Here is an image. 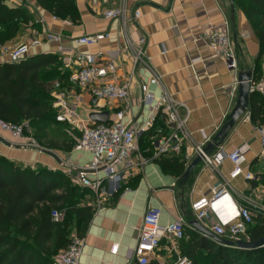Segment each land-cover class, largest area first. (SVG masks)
Returning <instances> with one entry per match:
<instances>
[{"label": "crops", "instance_id": "crops-1", "mask_svg": "<svg viewBox=\"0 0 264 264\" xmlns=\"http://www.w3.org/2000/svg\"><path fill=\"white\" fill-rule=\"evenodd\" d=\"M75 1L80 15L78 24L53 18L40 9L34 0H21L18 7L27 8L35 26L26 27L21 34L2 47L14 48L33 38L35 33L49 32L61 35V42L44 43L31 49L28 57L48 53L58 55L69 77L73 68L64 64V58L69 51L97 56L100 54V61L114 62L117 68V82L129 83L130 107L124 114L123 123L129 124L137 132L146 125L150 113L149 106L140 102V86L145 85L154 96L152 105L164 95L178 104V113L187 119L186 129L194 142L201 143L203 135L212 141L235 105L238 88L235 80L238 73L249 70L255 76L258 41L243 12L234 6L232 17L228 0ZM5 4L11 7L7 0ZM120 7L124 9V26L118 19L104 18L106 10ZM135 10L140 13L137 19H133ZM224 19H229L231 24L230 38L236 54L237 71L227 69L226 64L214 57L208 44L202 39L206 30L220 25ZM101 33L108 34V37L96 45L88 46L77 41L81 37ZM140 38L145 39L141 48L143 62L135 65L133 52L125 48V42L128 40L133 48H136ZM59 47L63 54L58 52ZM259 76L260 73L255 77ZM55 83L60 84V92L75 108L79 119L86 121L91 114L88 90H81L69 84L68 79ZM116 106V103L112 102L100 112L109 113V109ZM109 116L113 117V113L110 112ZM155 126L162 128L167 135L170 133L160 117L157 118ZM58 127L63 131L61 144L64 146L58 147L54 143V147H44L42 152L10 148L5 144V140L11 141V137L0 133V156L21 167L30 164L35 168L61 171L64 174L71 170L73 172L69 177L76 185L75 171L70 165H86L90 162L91 155L74 150L77 134L79 136L77 128L62 123H59ZM150 133L151 131L140 133L137 137L138 151L147 160L146 163L130 171L129 177L120 184L119 192L102 199L101 206L97 208L95 196L88 191L85 202L91 206L92 216L85 231L80 235L84 247L78 264H136L128 261V250L136 245L142 217L148 204L161 209L162 226L178 216H182L187 226H191L192 222L196 221L190 209L191 204L202 197H210L212 192L219 188V178L209 169L201 172L204 167L200 163L198 166L202 169L196 166L183 184L180 176L163 172L157 164L158 160H151L152 151H147L150 147ZM244 148L246 151L243 166L246 171L253 173V169L262 164L256 159L260 150V138L253 129L248 112L210 153L225 155ZM172 157L180 158H164ZM188 166H184V171ZM231 168V164L225 160L220 171L227 177ZM257 181L255 186L241 177L232 181L235 185L233 187L231 184L235 190L234 196L239 203V193L247 192L250 188H261L264 191L263 185L258 184V179ZM234 204L226 200L217 204L212 210L214 220L225 225L230 224L236 216ZM113 244L119 245L116 255L110 253ZM161 244L160 252L156 257H152L150 262L165 264L164 255H181L179 242L172 251L165 250L167 241H162Z\"/></svg>", "mask_w": 264, "mask_h": 264}, {"label": "built area", "instance_id": "built-area-1", "mask_svg": "<svg viewBox=\"0 0 264 264\" xmlns=\"http://www.w3.org/2000/svg\"><path fill=\"white\" fill-rule=\"evenodd\" d=\"M6 1V0H5ZM12 8H16L21 0H7ZM140 17L138 10L133 12V19ZM104 18L108 20H120L122 26L125 24L123 7L109 9L104 12ZM124 28V27H123ZM231 24L229 19L215 27H211L203 34L202 39L208 44L214 57L219 58L230 71H237V59L233 43L230 38ZM108 34L101 33L93 36H84L77 41L79 44L88 46L96 45L105 40ZM61 42V35L53 33H35L34 37L14 48H0L1 63H19L29 56L31 49L40 47L44 43ZM144 38H140L137 47L133 48L130 42H125V48L133 52L134 64L142 61V46ZM59 53L63 50L59 47ZM7 57V59H4ZM100 54H82L69 51L64 58L66 67H72L68 77L71 85L81 90H88L90 95L89 106L95 112H100L110 106L112 102L116 107L109 109L113 117L108 113L106 124H96L89 118L80 120L75 108L68 102L65 95L60 92V84L53 86V109L55 120L58 123L66 124L77 128L80 137L76 140L74 150L90 153V162L83 166L70 165L75 171L74 182L81 189H86L95 196V206L99 208L102 199L119 192L120 184L123 183L134 167L143 166L145 160L137 148V137L140 133L151 131L149 136V149L152 151L151 160H159L165 156H179L184 166L190 165L197 157L200 164L209 169L211 173L219 178L220 186L212 192L210 197H202L191 204V212L196 221L214 236L229 241L236 246L237 242L250 243L247 233L248 227L254 223L257 217H264V191L260 188H250L249 191L239 193L238 199L234 196V189L231 182L241 177L245 182H256L257 177L250 170H245L244 155L246 148L237 149L231 153L212 155L207 150L211 139L203 135V141L196 143L186 129L187 119L182 118L178 113V104H175L167 95L154 100L153 94L147 86L141 85L142 105L149 106V117L146 125L139 132L135 131L129 124L123 123L125 112L129 109V83L119 84L117 82V68L114 62H103L98 59ZM197 61V60H196ZM237 86V78L235 80ZM250 92L264 95V68L258 78L252 75L249 81ZM59 91V93L57 92ZM160 117L170 130L165 134L162 128H157L155 123ZM228 119V118H227ZM226 119V121H227ZM254 131L260 138V150L257 160L264 164V124L253 126ZM0 133L7 134L11 141L5 140L10 148L20 150L42 152L43 148L33 136L28 123L13 124L0 119ZM139 153V154H138ZM136 158V160H134ZM227 160L232 168L224 177L220 171L223 162ZM26 167L35 169L27 164ZM73 171L67 170L70 176ZM127 190V189H126ZM223 200L235 203L236 216L230 224L218 223L212 216V210ZM236 201V202H235ZM51 220L54 223H61L64 220V213L52 211ZM161 209L147 205L139 228L138 240L134 248L128 250V261L136 264H149L152 257H156L161 250V242L167 241L166 251H172L175 244L185 237L187 226L182 216H178L172 222L162 226L160 224ZM84 247L83 239L73 234L69 244L60 250L53 258V264H78ZM118 244H113L110 253L116 255ZM264 248V244L262 245ZM173 264H194L189 258L177 255Z\"/></svg>", "mask_w": 264, "mask_h": 264}, {"label": "trees", "instance_id": "trees-1", "mask_svg": "<svg viewBox=\"0 0 264 264\" xmlns=\"http://www.w3.org/2000/svg\"><path fill=\"white\" fill-rule=\"evenodd\" d=\"M34 1L55 19L80 22L75 0ZM233 4L243 12L258 41L256 76L264 68V0H233ZM32 19L24 6L12 8L0 0V46L15 39L26 27L35 26ZM62 64L58 55L50 53L27 57L16 64H0V119L28 123L35 139L46 147L55 146L50 135L59 124L55 120L52 86L68 79ZM248 113L253 126L264 124V95L251 94ZM219 144H213L209 152ZM157 164L163 172L180 177L184 172L180 158L162 157ZM261 182L264 184V177ZM87 196L86 189L74 185L61 171L21 167L0 156V264H53L55 255L69 244V228L74 227L80 236L88 226L92 208L85 202ZM52 211L63 212L64 220L52 222ZM247 233L251 242L263 237L264 217L256 218ZM179 248L181 256L194 264H264V248L246 250L219 244L194 226L186 228Z\"/></svg>", "mask_w": 264, "mask_h": 264}, {"label": "water", "instance_id": "water-1", "mask_svg": "<svg viewBox=\"0 0 264 264\" xmlns=\"http://www.w3.org/2000/svg\"><path fill=\"white\" fill-rule=\"evenodd\" d=\"M229 1V6H230V14L233 17L234 13V4L233 0H228ZM233 19V18H232ZM252 77V71H242L239 72L237 75V83H238V88H237V97H236V102L235 105L230 112L227 121L223 124L219 132L216 134V136L212 139L210 143L207 145V150L213 146V144L222 143V141L225 139L229 131L232 129V127L237 123L240 118L248 112L249 108V98L252 94L250 92L249 88V81L251 80ZM90 120L93 121L96 124H106L108 122V112H98V113H91L89 116ZM200 163V158L197 157L193 160V162L188 166V168L184 171L182 177H181V184L185 183L190 175V173L198 166ZM192 226L197 228L200 232H202L204 235L212 238L214 241H216L219 244H224V245H234L233 243L220 239L216 236H214L210 231L206 230L203 226L199 224L198 221L192 222ZM264 244V236L258 239L257 241L250 242V243H245V242H237L236 247L240 249H246V250H251V249H256L259 247H262Z\"/></svg>", "mask_w": 264, "mask_h": 264}, {"label": "rangeland", "instance_id": "rangeland-1", "mask_svg": "<svg viewBox=\"0 0 264 264\" xmlns=\"http://www.w3.org/2000/svg\"><path fill=\"white\" fill-rule=\"evenodd\" d=\"M94 112V110L93 109H91L90 108V110H89V113H93ZM77 137L79 138L80 137V133H79V136H78V134H77ZM62 138H63V131H62V129H61V127H55V129H54V131L51 133V135H50V140L51 141H53V143H56V145L58 146V147H60V146H64L63 144H61V143H63L62 142ZM39 142V145L42 147V148H44V147H46V145H44V143L42 142V141H38ZM201 166L199 165L198 166V169L200 168ZM201 169H202V167H201ZM204 170H208V169H206V168H204L203 170H201V172H203ZM209 171V170H208ZM253 174H254V176H256L257 177V179L259 180V183L258 184H262V182H261V177H264V164H261V166H259V167H256V168H254L253 169ZM181 178V177H180ZM203 180H205V178H203ZM257 181V180H256ZM258 182V181H257ZM211 183L213 184V181H211ZM245 183V182H244ZM231 184H233L234 185V182H231ZM232 185V186H233ZM246 185V184H245ZM263 185V187H264V184H262ZM233 187H235V185L233 186ZM237 189V188H236ZM242 190V189H241ZM257 218V217H256ZM256 218L254 219V222H255V220H256ZM76 233V230L74 229V227L72 228H69V239H70V237L73 235V234H75ZM162 252V251H161ZM163 254V253H162ZM164 255V254H163ZM162 255V256H163ZM176 254H171V255H164L163 257H164V261H165V264H173V262L175 261V259H176Z\"/></svg>", "mask_w": 264, "mask_h": 264}]
</instances>
